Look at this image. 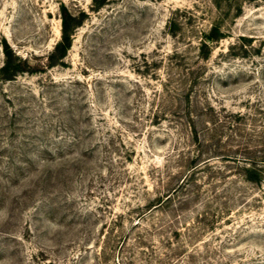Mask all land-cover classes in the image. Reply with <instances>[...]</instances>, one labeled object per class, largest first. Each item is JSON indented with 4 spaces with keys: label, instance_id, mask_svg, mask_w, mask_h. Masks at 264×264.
<instances>
[{
    "label": "rangeland",
    "instance_id": "obj_1",
    "mask_svg": "<svg viewBox=\"0 0 264 264\" xmlns=\"http://www.w3.org/2000/svg\"><path fill=\"white\" fill-rule=\"evenodd\" d=\"M0 264H264V0H0Z\"/></svg>",
    "mask_w": 264,
    "mask_h": 264
},
{
    "label": "trees",
    "instance_id": "obj_2",
    "mask_svg": "<svg viewBox=\"0 0 264 264\" xmlns=\"http://www.w3.org/2000/svg\"><path fill=\"white\" fill-rule=\"evenodd\" d=\"M79 24L80 21L76 20L75 16H73L64 6L62 13V38L56 46V52H59L63 56L66 55L67 51L72 46L73 35ZM5 49L8 59H11L12 52L9 50L8 44L6 45ZM9 67V62H7L4 66V70L10 71ZM13 69L19 71L21 69V65L18 64ZM245 169L247 171L248 179L250 180H258L261 177L260 171L263 170L261 167H258L255 164L253 166H247Z\"/></svg>",
    "mask_w": 264,
    "mask_h": 264
}]
</instances>
